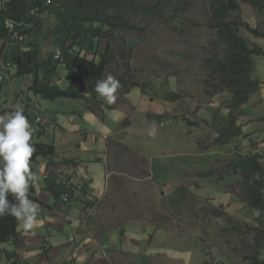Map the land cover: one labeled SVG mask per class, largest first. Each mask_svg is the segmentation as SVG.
Instances as JSON below:
<instances>
[{"label":"rangeland","instance_id":"rangeland-1","mask_svg":"<svg viewBox=\"0 0 264 264\" xmlns=\"http://www.w3.org/2000/svg\"><path fill=\"white\" fill-rule=\"evenodd\" d=\"M187 5L186 18L189 24L185 31L179 32L177 29L169 28L165 23H151L145 29L143 34L145 36H142L143 39L135 47L132 55V67L136 69L135 75L139 85L126 94L127 101H125L124 109L127 110L128 116L120 114L123 110L121 106L109 104L105 99H103V102L99 99L100 105L95 107L94 104L88 105L87 100L89 98L87 99V97H80L79 99L59 97L50 100L31 95L26 90L27 81L13 76L14 68H9L10 72H4L5 78L2 77L4 82L0 84V100L7 98L6 106H24L28 100L27 95H29L32 105H34L30 108V115L33 118V122H31L33 132L39 135L38 130L44 126L43 132L39 135L40 141L49 142L55 146V161H59V164H49L48 160L42 156L37 157L35 161H31L32 171L43 177L42 181L34 186L36 187L35 195L47 205H52L54 198L47 190L44 189L48 193V197L38 189L40 185L44 184L43 172L53 171L59 174L58 168L60 166L76 165L74 163L77 160L75 157L82 153L77 149L78 146L86 145V148L89 149V144L93 140L96 156L89 154L88 157L91 161L95 160L90 162L93 168L99 167V172H94L92 180L100 184L101 190L105 185V177L100 180V170L105 171L107 154L110 151L117 155L114 157L118 158L120 162H113V165L122 164L121 166H123L125 164L124 166L127 168L126 188H132L131 192L139 197L144 196L142 188H146L145 192L149 196H144L145 204L147 203V206L151 205L149 210H158L159 213L153 216L155 218L154 224H149L146 220L134 219L137 223H140L138 225L141 228L148 224L146 227L150 229L151 233L133 230L132 225L127 226L128 229L126 230L129 232L124 233V241L122 242L120 236L117 240L120 242V256L119 258H109V264H126L127 262L128 264H140L137 261V258L140 257L139 253L158 259L156 261H161L160 264H244L236 259L238 258L237 253L242 250L244 245L242 237L247 236L250 240L253 237V230L250 228L243 227L244 229L241 231L238 230L239 227L243 226V221L248 222L244 214L252 210L245 202L243 204L235 200L233 204L229 203L231 207L228 210H239L238 215L228 212L226 213L227 216L216 217L210 212L211 209L224 201L223 195L218 192L216 187L223 183L230 185L233 183L231 180L237 177V173L233 171L226 172L227 162L215 161L213 165L212 163L215 157H240L257 151L262 153V159L260 158V160L264 164V55L254 57V76L263 82V86L251 95L249 102L238 112L239 119L241 121L246 120L242 125L243 133H251L252 137L260 138L258 143L260 146L258 148H236V145L241 142L240 139L245 141L243 137H236L232 141L219 143L214 147L212 145L214 143L213 139L221 126L220 119H223L228 112L222 106V100L220 99L225 98L228 92L217 94L211 100L203 92L201 82L205 73L202 59L205 56V43L208 37L205 27L206 15L200 0H187ZM240 15L249 24L254 26L259 24L264 29L262 17L251 6L241 2ZM192 19L197 20L192 21ZM240 33L249 40L250 44L257 43L264 48V38H255L243 29L240 30ZM172 91L174 93L171 94ZM170 98H177V101L174 102V109L177 116L184 118L182 123L186 125V119H190L194 124L191 127L184 126L187 129L185 131L180 129L183 124L178 122V119H172L174 129L170 128V131L178 132L179 129L181 138L178 135L176 140L172 137L166 141L179 147L180 151L173 149L169 151L170 155H166L167 152L161 150V147H163L161 144L165 141L163 138L161 141L156 140L157 143H155L147 141L145 137L148 136L146 124H149L152 129L156 126L158 120L159 123L163 122V119H160L164 116H161L160 119L151 116L156 115L152 113L162 110L164 103L169 101ZM93 103L98 102L94 100ZM170 103H173V101L171 100ZM130 107L135 108L137 112H133ZM135 114L138 118L132 119ZM135 119L139 123H134ZM123 121H125L124 124ZM118 126H123V128L119 130ZM92 127L107 129L109 137L106 138L100 135L97 140V137L90 133L89 136L92 140L88 142L86 139L88 133L86 132H93V130H90ZM126 128L130 130L126 132ZM190 129L193 130L194 136L199 137V145L203 143L204 145H210L209 149H216L219 152L206 149L199 158L191 155L189 150L192 148L189 145L190 135L188 134ZM112 131L114 132L111 133ZM159 134L161 137L164 136L163 131ZM143 142L146 143L142 144ZM195 143L197 142L192 144L193 147ZM105 145L106 152L103 149ZM228 151H231V153L224 155ZM134 152L142 158L144 163L142 169L144 170L139 171L141 169L138 165L139 159L136 164L132 163L135 156ZM124 154L127 156L123 160ZM145 158L167 167L169 171H166V173L171 172L174 174L170 178L171 182L175 180L190 182L192 177L188 175L190 174L189 169L199 170L198 176L195 179L193 178L199 188L193 190V194H189L188 203L185 207L175 208L169 197L172 191L182 194V190L185 188L184 185H180L179 188L177 184H160L151 176L147 182L140 178L144 174H148L147 171L150 172ZM68 159L69 162H67ZM120 169H116V174L119 177H121ZM218 171H222L223 178L219 176L220 174H217ZM180 172H183V174L179 175ZM134 175H138V177ZM129 176L139 180L134 187L129 181ZM194 180L193 185H195ZM108 182H111L110 179ZM163 201L166 206H164ZM78 203L80 202L71 201L69 205L60 204L56 207L57 211L59 210L58 214L51 221L48 217H43V214L38 213V217L48 222L38 226L33 231L25 232L17 224V230L21 235L20 243L13 246L0 243V248L16 249L21 264H35L36 256L45 240L49 248L44 252L46 255H41L40 264H87L89 263L87 261L94 263L96 257L88 259L89 256L91 254L96 256L95 252L102 247L109 248L108 243H114L116 240L113 235L115 232L111 230L110 235L114 237H108L109 240L105 242L103 237H96L99 233L94 228H89V233L92 230L93 233L85 234L82 231L84 217L79 216V208L81 207L77 206ZM97 203L96 200L95 205ZM37 204L40 208L42 207V204ZM101 204L107 206L105 202ZM47 205H44V209H47ZM197 206L199 213L197 217L192 218L190 215L196 210ZM202 207L208 210H202ZM224 208L227 210V206H224ZM253 211L256 212V210ZM140 214L137 213L135 216L139 217ZM248 216L251 221L257 224L256 219H253L254 214ZM231 217L235 220H229ZM238 221L240 222L237 223ZM238 224H240L239 227ZM228 226L229 228H226ZM155 227L160 228L154 234ZM152 234H154L153 237H150ZM86 242L87 244L84 245ZM142 244L144 246L140 247ZM45 256L50 261L46 260ZM233 257H236L235 260ZM0 258L2 259L0 264H13L5 255L0 256ZM261 258L264 259V251ZM141 261L144 262L142 264H154L149 258L141 259Z\"/></svg>","mask_w":264,"mask_h":264},{"label":"trees","instance_id":"trees-1","mask_svg":"<svg viewBox=\"0 0 264 264\" xmlns=\"http://www.w3.org/2000/svg\"><path fill=\"white\" fill-rule=\"evenodd\" d=\"M200 1L208 32L202 59L203 92L210 100L217 94L228 92L220 99L228 112L220 119L221 126L213 144L243 137L249 143L246 147L258 148L260 138L243 133L242 125L246 120L241 121L238 112L263 86V82L254 76V57L264 55V48L257 43L250 44L240 30L255 38H264V29L259 24L254 26L243 20L240 11L241 2L251 6L264 24V0ZM186 6L187 0H0V84L4 82V72L9 73V68H14L13 76L27 81L26 90L31 95L50 100L87 97L88 105L96 107L100 105L99 99L102 102L104 99L94 90L96 82L112 74L122 84L113 105L126 104V94L139 85L136 69L132 67V55L145 36L146 27L151 23H165L169 28L185 31L189 24ZM8 21L12 27L7 25ZM27 98L23 108L31 123L30 108L34 105L29 95ZM94 100L98 103H93ZM7 101V98L0 100V114L13 110V105L6 106ZM151 117L156 118V115ZM186 121L188 127L194 124L190 119ZM43 130L44 126L38 130L39 135ZM39 135L33 132L32 143L36 152L32 161L42 156L49 164H59L55 161V146L40 141ZM260 158L262 153L256 151L233 158V165L230 163L241 174L240 191L244 202L258 212L257 224L252 221H243L242 227L238 224L240 231L243 227L253 230L251 240L242 237L244 245L237 253L238 258L235 257L244 264H264L261 258L264 251V221L261 219L264 216V164ZM257 173L259 179H255ZM64 180L53 171L44 175V189L52 195L57 206L64 203V198L71 200L76 192V186ZM80 189L88 193L85 187ZM29 198L42 203L35 195L34 186ZM75 200L79 201L80 197ZM92 200L83 201L85 208L92 206ZM202 210L208 209L202 207ZM210 212L216 217L227 216L223 204ZM229 220L235 219L231 217ZM17 224L11 216L0 217V243L12 246L20 243ZM144 230L151 233L148 227ZM48 248L44 240L35 264H40L41 255H46L44 252ZM4 255L13 264H21L16 249L1 247L0 256ZM149 257L144 254L142 259ZM156 260L151 262L162 263Z\"/></svg>","mask_w":264,"mask_h":264},{"label":"crops","instance_id":"crops-1","mask_svg":"<svg viewBox=\"0 0 264 264\" xmlns=\"http://www.w3.org/2000/svg\"><path fill=\"white\" fill-rule=\"evenodd\" d=\"M172 93H174V91H172L171 94ZM171 100L173 101V103H170ZM176 101H177V98H174V99L170 98L169 101L164 103V107L162 110L152 113V114H156V116H164L163 118L160 119V120L163 119V122L161 121L159 123V120H158V123L155 126L156 135L154 137L149 135V132L151 131V127L149 124L147 125L145 123L148 136L147 137L143 136V137H145L147 139V141H150V142H155L156 140L161 141L163 138L165 141L161 144V146H163V147H161V150L167 152L166 155H170L169 151H171L173 149L174 150L178 149L177 151H180L179 147L172 145V144H169L168 141H166L168 139H171L172 137L174 138V140H176V137L178 135L181 138L179 129H178V132L170 131V128L174 129V127H173L174 122H172L173 118L178 119V122H180V123H182V120L184 121L183 117L176 115V112L174 109V107H175L174 102H176ZM120 106L125 111L124 112L122 110V113H120V114L122 116L124 114H126L128 116V113H126L127 110L124 109L125 104H122ZM130 108L133 110V112L135 111V108H133V107H130ZM137 110H139V109L137 108ZM136 112L137 111H135V113ZM157 113H159V114H157ZM134 118H138L136 114L134 115V117L132 119H134ZM127 121H128V119H127ZM124 123H125V121H123V124ZM134 123H139V121H137L135 119ZM182 124H183V127H181L180 129H183L186 131L187 129H186V127H184V126H186L185 123H182ZM129 126H132V125H129ZM122 128H123V126H118L119 130ZM90 130H93V132H86V133H88V136L86 137L88 142L92 140V139H90V136H89L90 133H93V135H95L97 137L96 138L97 140L99 139L100 135H103V137H106V138L109 137L107 135L108 134L107 129H105L103 127H97V128L92 127ZM129 130L130 129H127V128L125 129L126 132ZM87 131H88V129H87ZM161 131L164 132L163 137H161L159 134ZM192 131L193 130H191V129L188 130V134L190 135L189 145L192 148L189 151H190L191 155H194L195 158H199V156H202L204 154L206 149H209L210 145H204V143L202 145L201 144L199 145V140H198L199 137L194 136ZM113 132L114 131H112L111 133H113ZM240 140H241V142H240V144L236 145V148L246 147L249 144V143H246L245 141H243L242 139H240ZM194 142H197V143H195V146L193 147L192 144H194ZM144 143H146V142H143L142 144H144ZM155 143H157V142H155ZM122 144H123V142H122ZM124 146H126V145H124ZM213 146L215 147V145H213ZM82 147H84V148H82ZM77 149H79L80 152H82V153L78 154L77 155L78 157H75L77 159L75 161L76 165L70 164V166H60L58 168V171H60L59 176L61 178L67 179L68 181H70L72 183L80 184L81 186L85 187V189H87L89 191L90 195L96 196V199L98 201V203L96 205L93 203V205L87 209L84 207L83 203H81V202L78 203V205H77L78 207H81V208H79L80 209L79 216L84 217V224L82 225L83 226L82 231L85 234H88L89 230H90L89 228H94L99 233L96 235V237H103L104 242L109 240L108 237L113 238L115 236L116 240L114 241V243L113 242L108 243L109 248L102 247V248L98 249L95 252L96 256H94V254H91L89 256L88 259H91V257H96V261L94 263L91 261H87V262H89V264H109V262H108L109 258H112V259H113V257L119 258V256H120V252H119L120 251V246H119L120 242H118L117 240H118V236H120V238L122 239V242L124 241V238H125L124 233L129 232L126 230V229H128L127 226L132 225L133 230L136 229V231H138V230L145 231L144 229L148 224L145 225L144 228H141V226L138 225L140 223H137L135 219H140L141 221L146 220L147 223L154 224L155 218L153 216H154V214H158L159 211L158 210L151 211V210H149V209H151V205L148 204L149 206H147V203L145 204V197L144 196H147V197L149 196L145 192V189H146L145 187L142 188V194L144 196H141V197L137 196L134 192H131L132 188H130V187L126 188L125 185L127 184V180L125 179V177L127 176V174H126L127 168L124 166L125 164H123V166H121L122 164L121 165L120 164H114L113 165V162L120 163L119 159L114 157V156H117L114 152L110 151L109 154L106 153L107 154V164L105 166L106 169H105V171L100 170V177H99L100 180H102V178L105 177V185H104V188L101 190L100 184L96 183L95 180H92V175L94 174V172H99V167L93 168V166L90 164V162H93L95 160L91 161L88 157L89 154H92V156H96V152H95L96 148L94 145V140L92 142H90L89 149L86 148V145L85 146H78ZM103 149L106 152V145H105V147H103ZM91 150H93V151H91ZM209 151L219 152L216 149L215 150L209 149ZM228 153H231V151L225 152L224 155L228 154ZM126 156L127 155L124 154L123 160L126 158ZM233 158H236V157H232V158H226L223 156L215 157L212 165L214 164L215 161H225V162H227L226 172L234 170L235 172L234 171L233 172L237 173L236 179L233 178L231 180L233 183H231L230 185L223 183V184L218 185L216 188H217L218 192L221 195H223V197H224V201H222L220 203L227 206L226 211L229 213L233 212L232 214L238 215L239 210H236V209L234 211L228 210L231 207V205H229V203L231 202L233 204V202L235 200L245 204L244 200L242 198L241 191H240L241 174L238 175V171H236V169H234L231 166V164L233 165V163L231 162V160ZM96 159H97V157H96ZM137 160H138V165L141 167V169L139 171L144 170V169H142L144 166L142 158L137 153H135V156L132 160V163L136 164ZM145 160H146L145 162H148L146 164H147L150 172L147 171L148 174H144L142 177H140V176L139 177L143 178L145 182L150 180V176H151L152 178H154L155 181H158L160 184H163V183H167L168 185H171V184L176 185L177 184L178 187L180 185H184L185 188L183 190L181 189L183 191L182 194H180L176 191H174V192L172 191L170 193L169 197L172 200V203H173L175 208L176 207H179V208L185 207L186 203H188L189 194H193V190H197V188H199V185L194 180L195 177L198 176L197 174H199V170H196L195 168L189 169L190 174H188V175L192 177L190 180V182H192V183L188 182L187 180H184L183 182H180L178 180L171 182L170 178L174 174L171 172L166 173V171H169L167 169V167H165L164 165H161L158 162H155V161L152 162L151 160L149 161L146 158H145ZM175 163H176V161H175ZM108 168H109V170H107ZM118 168H121L120 169L121 177H119V175L116 174V169H118ZM182 174H183V172L179 173V175H182ZM217 174H220L219 176L221 178H223L222 177L223 176L222 171H218ZM114 175H117V176H114ZM188 175H186V176H188ZM134 176L138 177V175H134ZM109 179L111 181L110 183L108 182ZM193 180L195 181L194 182L195 185H193ZM129 181L133 184V187H134V185L139 180L135 177L129 176ZM151 186H152V182H151ZM163 186H165V185H163ZM43 187H44L43 185H40V187L38 189L41 192H43L45 195H47V197H48L49 195L46 191H44ZM34 188L36 189V187H34ZM230 196H232V198H230ZM102 197H103V199H102ZM114 198L116 199L115 202H114ZM103 202L106 203V205H107L106 207L102 206L101 203H103ZM157 203H158V200H157ZM163 204H164V206H166L164 201H163ZM199 204H198V206H199ZM45 205H47V204H45ZM156 206H158V205H156ZM198 206H197L196 210L191 213V215H190L191 217L193 215H197ZM44 208L45 207L42 204V207L41 208L39 207L38 213L43 214V217H45V216L48 217L49 221L54 220V218H55L56 214H58L59 210L57 211V208L53 204L47 205V209H44ZM44 210H47V211H44ZM148 210H149V212H147ZM180 211H182V210H180ZM137 213H141L139 217L135 216ZM250 214H254L255 216L253 217V219H256V221L258 222L257 211L254 212L253 210H250L246 214H244L247 221H251V218L248 217V215H250ZM38 219L42 222L40 225L46 224L48 222L47 220H43V218H41V217H38ZM261 219H262V221H264V216H261ZM159 228L160 227H155L153 233L155 234L157 229H159ZM111 230H113L115 232V234H113L114 236L110 235ZM90 233H93V230L90 231ZM154 234L150 235V237L151 236L153 237ZM86 244H87V242L84 243V245H86ZM112 245H113V247H112ZM28 246H30V245H28ZM137 246L139 247L138 244H137ZM143 246H144V244H142L140 247H143ZM139 255H140V257H139V259L137 258V261L140 264H142L143 262L141 261V259H142V257H144V254L139 253ZM153 255H155V254H153ZM147 256H149V255H147ZM149 259H151V257H149ZM152 259L154 260V258H152ZM126 264H128V262Z\"/></svg>","mask_w":264,"mask_h":264},{"label":"clouds","instance_id":"clouds-1","mask_svg":"<svg viewBox=\"0 0 264 264\" xmlns=\"http://www.w3.org/2000/svg\"><path fill=\"white\" fill-rule=\"evenodd\" d=\"M121 87L120 80L108 74L103 79L97 80L94 90L107 103L114 104ZM149 135L153 137L156 135L155 127L151 129ZM32 139V125L22 105H16L13 110L0 114V217L6 215L13 217L25 232L33 231L42 223L38 219L39 205L29 198L30 189L43 179L41 175L32 171L31 161L36 152ZM45 173L44 171L43 174ZM255 179H259V173L256 174ZM63 182L72 183L67 179ZM72 184L76 186V192L71 200L64 198L66 205L71 201H77L75 198L79 197V202H82L84 207L83 201L88 198L93 199L92 205L95 204L96 197L90 195L89 191L87 194L83 193L80 184ZM9 196L12 197L11 200ZM42 203L46 204L43 201ZM53 205L57 207L54 201ZM197 215H193L192 218Z\"/></svg>","mask_w":264,"mask_h":264},{"label":"built area","instance_id":"built-area-1","mask_svg":"<svg viewBox=\"0 0 264 264\" xmlns=\"http://www.w3.org/2000/svg\"><path fill=\"white\" fill-rule=\"evenodd\" d=\"M7 25L9 26V27H12V24H11V22H7Z\"/></svg>","mask_w":264,"mask_h":264}]
</instances>
